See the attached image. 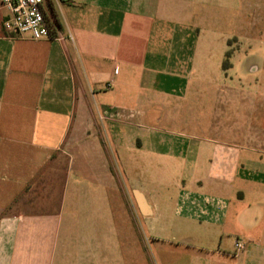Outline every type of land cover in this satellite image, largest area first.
Wrapping results in <instances>:
<instances>
[{
	"label": "crops",
	"instance_id": "1",
	"mask_svg": "<svg viewBox=\"0 0 264 264\" xmlns=\"http://www.w3.org/2000/svg\"><path fill=\"white\" fill-rule=\"evenodd\" d=\"M44 10L50 39L16 37L0 0V264H264V64L207 74L264 0Z\"/></svg>",
	"mask_w": 264,
	"mask_h": 264
},
{
	"label": "built area",
	"instance_id": "2",
	"mask_svg": "<svg viewBox=\"0 0 264 264\" xmlns=\"http://www.w3.org/2000/svg\"><path fill=\"white\" fill-rule=\"evenodd\" d=\"M59 1V0H54ZM47 0H1L8 15L3 20V28L13 36H27L33 40L50 39L51 32L45 15ZM118 114L113 111H103L100 118L113 119ZM234 247L243 249V243L236 240Z\"/></svg>",
	"mask_w": 264,
	"mask_h": 264
},
{
	"label": "rangeland",
	"instance_id": "3",
	"mask_svg": "<svg viewBox=\"0 0 264 264\" xmlns=\"http://www.w3.org/2000/svg\"><path fill=\"white\" fill-rule=\"evenodd\" d=\"M253 33L255 35L252 37L240 39L241 47L244 50L237 56L236 59L232 61L230 60V66L227 65L224 68L222 64L218 69H211L210 71H207L208 77L212 81L216 80L218 81V84H223L227 81L229 86L236 88L234 84L237 83V81L247 79L246 74L248 65L251 63L264 64V32L262 35L255 31ZM105 119L107 118H103V120Z\"/></svg>",
	"mask_w": 264,
	"mask_h": 264
},
{
	"label": "water",
	"instance_id": "4",
	"mask_svg": "<svg viewBox=\"0 0 264 264\" xmlns=\"http://www.w3.org/2000/svg\"><path fill=\"white\" fill-rule=\"evenodd\" d=\"M133 193L137 201L138 207L141 209L142 212L145 211L147 209V204L144 198L142 197L141 193L137 190H134Z\"/></svg>",
	"mask_w": 264,
	"mask_h": 264
},
{
	"label": "trees",
	"instance_id": "5",
	"mask_svg": "<svg viewBox=\"0 0 264 264\" xmlns=\"http://www.w3.org/2000/svg\"><path fill=\"white\" fill-rule=\"evenodd\" d=\"M47 22H48V20H47ZM48 25H49V23H48ZM49 28H50V26H49ZM228 57H229V53L226 54V59H225V61L223 62V66H224V68L228 65Z\"/></svg>",
	"mask_w": 264,
	"mask_h": 264
}]
</instances>
